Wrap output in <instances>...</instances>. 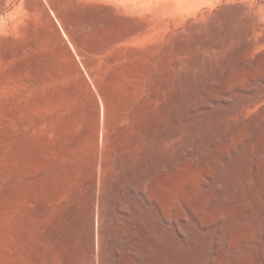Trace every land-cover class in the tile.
Returning a JSON list of instances; mask_svg holds the SVG:
<instances>
[{"label":"rangeland","instance_id":"1","mask_svg":"<svg viewBox=\"0 0 264 264\" xmlns=\"http://www.w3.org/2000/svg\"><path fill=\"white\" fill-rule=\"evenodd\" d=\"M159 212L264 264V0H0V264H137Z\"/></svg>","mask_w":264,"mask_h":264},{"label":"bare ground","instance_id":"2","mask_svg":"<svg viewBox=\"0 0 264 264\" xmlns=\"http://www.w3.org/2000/svg\"><path fill=\"white\" fill-rule=\"evenodd\" d=\"M193 111V110H192ZM169 134V133H168ZM167 136V135H166ZM170 137V136H169ZM167 138V137H166ZM171 138V137H170ZM122 146V145H121ZM121 148V147H120ZM125 148V147H124ZM125 150V149H124ZM123 150V151H124ZM131 151H134V150H131ZM120 152V151H119ZM129 152V151H128ZM127 152V153H128ZM134 153V152H133ZM125 155V154H124ZM133 155V154H132ZM123 159H125V158H123ZM125 160H127V159H125ZM131 160V159H130ZM126 165V164H125ZM130 165V164H129ZM132 166V165H131ZM124 180V179H123ZM150 180V179H149ZM165 180V179H164ZM169 180V179H168ZM244 180V179H243ZM94 181V180H93ZM96 181V180H95ZM110 181V180H109ZM148 180L147 179H143V183H146ZM168 182V181H167ZM96 183V182H95ZM107 183H108V181H107ZM121 183V182H120ZM99 184V183H98ZM112 184V183H111ZM94 186H95V184H94ZM245 186H247V185H245ZM96 187V186H95ZM95 187H94V189H95ZM157 187V186H156ZM165 187V186H164ZM164 187H162V188H164ZM120 189V188H119ZM244 189V188H243ZM92 190V189H91ZM165 193H166V191H165ZM90 194V193H89ZM97 195V194H96ZM239 196V195H238ZM92 198V197H91ZM121 198V197H120ZM240 198V197H239ZM94 199V204L97 206V204H98V201H99V199H97V197H94L93 198ZM157 199V198H156ZM108 201V200H107ZM100 202V201H99ZM263 203V202H262ZM230 204V203H229ZM248 204V203H247ZM99 205V204H98ZM159 205V204H158ZM163 205V204H162ZM162 205L160 206L161 208H162ZM249 205V204H248ZM247 205V206H248ZM94 206V205H93ZM157 206V205H156ZM165 206V205H164ZM92 207V206H91ZM98 208V207H97ZM158 207H156V209H157ZM164 209V208H163ZM75 211V210H74ZM97 211L98 210H96V208H94L91 212H90V222H89V225H88V227H89V229H90V231H91V247H89L90 248V251H91V255H93V257H96L97 256V251H96V248H95V244H94V242H96V240H95V238H97L98 237V234H100V233H98L99 231H97V227H96V225H95V222L97 221ZM157 211V210H156ZM158 211H162L161 209H158ZM160 214L159 215H161L160 216V218H162V223H161V230H162V233H161V235H160V232L159 231H157L156 229H155V227L153 226V224L151 225V223H149L147 226H145V227H142L141 225L138 227V229L140 228V230L142 231V233L143 234H145V242H144V244L142 245V244H140L139 245V247H138V251H139V253H140V255H141V257H140V259H138V262H137V264H170L169 263V261H170V259L168 260H166L165 258L163 259V258H158L155 254H153V251H155V248L157 247V246H162V248H161V250L163 249V251L166 253V255H167V257H169V252L171 251L170 250V243H167V241H163L162 240V238L163 237H165L167 240H169L170 239V232H169V228H171L170 227V225H171V223H170V220H169V217H165L161 212H159ZM76 214H77V212H76ZM84 215V214H83ZM89 215V214H88ZM234 216V215H233ZM71 217V216H70ZM116 217V216H115ZM157 217H158V215H157ZM79 218H80V216H79ZM78 218V219H79ZM98 218H99V216H98ZM155 218V217H154ZM69 219V218H68ZM82 219V218H81ZM84 219V218H83ZM159 219V218H158ZM248 219V218H247ZM99 220V219H98ZM236 220V219H235ZM74 221V220H73ZM107 221V219L105 220V222ZM152 221H153V219H152ZM248 221V220H247ZM80 222V221H79ZM82 222V221H81ZM148 222V221H147ZM236 222V221H235ZM74 223H76V222H74ZM88 223V222H87ZM154 223V222H153ZM155 223H156V221H155ZM237 223V222H236ZM72 224V223H71ZM81 224V223H80ZM231 225V224H230ZM68 226H69V224H68ZM67 226V227H68ZM82 226V225H81ZM232 226V225H231ZM66 227V226H65ZM64 227V228H65ZM127 227V226H126ZM157 227V226H156ZM158 227H160V226H158ZM230 227V226H229ZM82 228V227H81ZM126 229V228H125ZM64 230V229H63ZM62 230V231H63ZM76 230V229H75ZM128 230V229H127ZM239 230V229H238ZM240 231V230H239ZM238 231V232H239ZM245 231V230H244ZM65 232V231H64ZM165 232H166V234H165ZM246 232V231H245ZM250 232V231H249ZM85 233V232H84ZM251 233V232H250ZM69 234V233H68ZM67 234V235H68ZM243 234V233H242ZM264 234V233H263ZM239 235V234H238ZM244 235V234H243ZM131 236V235H130ZM102 237V236H101ZM100 237V238H101ZM74 238V237H73ZM99 238V239H100ZM89 239V240H90ZM160 239H161V241H160ZM114 242V241H113ZM86 245V244H85ZM95 245V246H94ZM118 246V245H117ZM98 247V246H97ZM71 248V247H70ZM118 247H115L114 248V250H113V254H114V258H113V260L111 261V263L112 264H126L125 263V259H123L122 258V256L120 255V253L118 252ZM74 252V251H73ZM72 254V253H71ZM116 255H118V256H121V257H119L118 259V262L116 263L115 261V257H116ZM245 256V255H244ZM69 257V256H68ZM244 258V257H243ZM96 259V258H95ZM94 258H93V260H95ZM128 259V258H127ZM98 260V259H97ZM243 261V260H242ZM129 262V261H128ZM171 263H172V261H171Z\"/></svg>","mask_w":264,"mask_h":264}]
</instances>
